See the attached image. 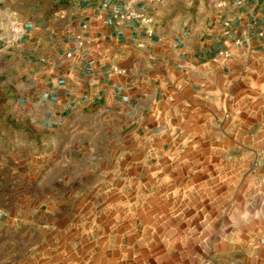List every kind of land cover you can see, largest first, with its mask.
Instances as JSON below:
<instances>
[{"label": "crops", "instance_id": "1", "mask_svg": "<svg viewBox=\"0 0 264 264\" xmlns=\"http://www.w3.org/2000/svg\"><path fill=\"white\" fill-rule=\"evenodd\" d=\"M118 4L0 0V264H92L57 242L98 145L146 170L148 216L196 227L189 264H264V0Z\"/></svg>", "mask_w": 264, "mask_h": 264}, {"label": "rangeland", "instance_id": "2", "mask_svg": "<svg viewBox=\"0 0 264 264\" xmlns=\"http://www.w3.org/2000/svg\"><path fill=\"white\" fill-rule=\"evenodd\" d=\"M113 147L96 146L97 155L92 162L93 175L89 183L91 191L79 194V200H90L91 208L86 210L83 203H79L80 207L76 209L75 240L67 241L66 236L61 235L57 242L60 249L66 250L73 245L77 259H82L84 252L86 255L90 252L92 264H165L167 260H172L173 264H189L193 257L187 252L202 248L206 242L196 241L195 226H173L169 219L159 215L148 216V211L141 209L146 201L140 199L142 192H133L132 187L138 184L146 186L151 178L143 169L138 177L126 174L128 171H124V176L112 175L116 169H108L113 162L107 156ZM78 154L76 151V158ZM261 155L255 159L252 169L264 173ZM51 164L52 160L46 159L43 167L47 168ZM126 165L130 166L131 162H123L124 168ZM260 180L264 183V177L261 176ZM85 210L90 212V218L83 215ZM66 219L67 216H63L61 227ZM187 232L192 233L185 235ZM45 243H49L48 248H51V241ZM207 245L208 248L212 247L210 241ZM61 259L66 260L63 256Z\"/></svg>", "mask_w": 264, "mask_h": 264}, {"label": "built area", "instance_id": "3", "mask_svg": "<svg viewBox=\"0 0 264 264\" xmlns=\"http://www.w3.org/2000/svg\"><path fill=\"white\" fill-rule=\"evenodd\" d=\"M104 3H108L109 0H100ZM143 0H119V4L115 9L114 17L119 19H136L139 18V15L136 14L135 4ZM152 1V0H151ZM159 1V0H153ZM243 1V0H240ZM15 32L17 31L14 28ZM260 163L264 165V155L260 156Z\"/></svg>", "mask_w": 264, "mask_h": 264}]
</instances>
